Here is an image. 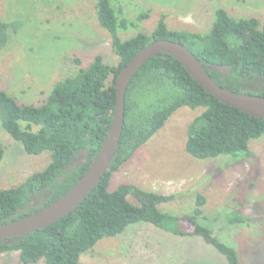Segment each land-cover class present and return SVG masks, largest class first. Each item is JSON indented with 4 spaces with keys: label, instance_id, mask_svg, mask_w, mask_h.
I'll return each mask as SVG.
<instances>
[{
    "label": "trees",
    "instance_id": "16d2710c",
    "mask_svg": "<svg viewBox=\"0 0 264 264\" xmlns=\"http://www.w3.org/2000/svg\"><path fill=\"white\" fill-rule=\"evenodd\" d=\"M146 15L145 17H147ZM97 18L119 57L117 66L97 54L93 61L56 83L40 105L20 104L0 90V121L28 155L51 153L48 166L23 183L0 189V224L29 216L64 195L85 174L98 153L117 103L116 80L121 69L144 47L159 40L179 42L199 59L220 86L264 97V22L256 17L233 18L220 7L207 33L172 30L161 14L154 31L123 40L130 22L120 19L111 0H98ZM21 22L0 20V51ZM77 64L81 61L76 60ZM181 108H203L190 124L187 153L198 160L252 157L250 144L264 135V118L252 117L208 94L173 57L150 59L126 92L125 124L109 171L94 191L68 216L43 229L0 243V256L19 252L22 264H81L83 254L106 238L123 234L133 224L147 223L179 237H200L228 264H240L237 250L214 235L199 194L191 213L179 216L160 206L174 196L150 192L128 183L111 190L113 175L147 144ZM23 123L25 125L23 126ZM33 126L39 129L34 130ZM5 148L0 144V164ZM134 199L133 203L130 199ZM231 224H250L241 213L228 215ZM189 227V229H187Z\"/></svg>",
    "mask_w": 264,
    "mask_h": 264
},
{
    "label": "rangeland",
    "instance_id": "374dc122",
    "mask_svg": "<svg viewBox=\"0 0 264 264\" xmlns=\"http://www.w3.org/2000/svg\"><path fill=\"white\" fill-rule=\"evenodd\" d=\"M120 19L130 22L123 40L139 32L150 35L161 14L172 30L207 33L214 12L224 8L233 18L264 22V0H111ZM98 0H0V20L21 22L0 51V90L20 104L40 105L54 85L88 66L97 54L117 66L109 33L97 18ZM148 15L147 17H145ZM81 63L77 64L76 60ZM203 108L179 109L147 144L112 177L110 189L122 183L166 196L160 208L182 216L191 213L199 194L214 235L233 246L240 264H264V135L250 144L252 157L198 160L186 151L189 126ZM25 123H23V126ZM34 130L39 129L33 126ZM0 189L23 183L44 170L51 153L28 155L0 121ZM136 203L134 199H130ZM241 213L254 221L231 224ZM189 229V227H187ZM0 264H22L19 252L0 256ZM37 264H45L43 261ZM81 264H228L200 237H179L147 223L133 224L115 238H106L82 255Z\"/></svg>",
    "mask_w": 264,
    "mask_h": 264
},
{
    "label": "water",
    "instance_id": "95a60500",
    "mask_svg": "<svg viewBox=\"0 0 264 264\" xmlns=\"http://www.w3.org/2000/svg\"><path fill=\"white\" fill-rule=\"evenodd\" d=\"M167 54L178 61L191 77L221 103L252 117L264 118V97L234 92L217 84L196 55L184 44L169 40L150 43L119 72L117 103L104 141L85 174L60 198L24 218L0 224V243L7 244L56 223L73 212L98 186L109 171L119 147L125 124L126 92L132 79L153 57Z\"/></svg>",
    "mask_w": 264,
    "mask_h": 264
}]
</instances>
